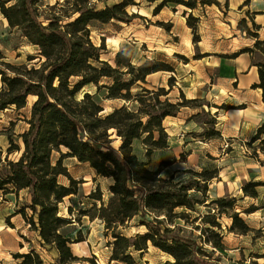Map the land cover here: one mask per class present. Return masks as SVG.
<instances>
[{
	"label": "trees",
	"instance_id": "1",
	"mask_svg": "<svg viewBox=\"0 0 264 264\" xmlns=\"http://www.w3.org/2000/svg\"><path fill=\"white\" fill-rule=\"evenodd\" d=\"M42 1L0 0V11L9 26L37 45L41 56L39 66H29L5 61V55L0 51V75L4 84L0 89V111L12 105L21 109L27 105L29 95L36 96L31 116L27 119L29 126L19 134L22 145L16 142L9 129L4 130L10 145L4 159L0 151V192L4 196L14 194L19 198L22 190L28 191L30 202L17 213H21L38 232L42 245H49L57 251V256L48 263L34 248L17 253L15 257L21 259V264H74L82 260L73 252L72 238L66 230L74 222L73 218L60 215V203L65 197L77 194V185L81 182L69 174L64 164L66 157H73L89 163L98 175L113 178L108 200L105 201L100 192L93 197L99 199L101 205L94 203L83 212L92 220L99 218L104 223L106 236L112 238L108 242L112 249L111 261L138 264V259L151 243L172 256L173 259L165 264H217L214 260L219 258L214 257V253L178 232L180 226L176 229L165 224L166 221L173 223L177 218L187 219L183 211H176L178 208L195 211L198 204H205L209 198V183L217 170L199 172L190 169L188 172L192 175L184 180H175L174 175L163 177L161 169H153L150 161L139 158L134 143L142 140L150 158L155 149L169 146V134L164 125L167 116H177L183 107L193 102H198L197 107L201 110L192 118L208 114L205 105L224 109L236 107L229 104L218 106L204 98L189 99L182 90L181 100L172 101L169 94L174 85L173 76L168 81L169 89L165 86L150 88L145 84L149 75L173 71V67L163 61L134 64L132 50L127 48L117 52L115 65L102 59L104 45L98 47L93 43L90 23L94 20L104 23L113 19L131 20L135 14H130L127 8L135 4V0H122L100 9L92 7L90 0L57 1L47 5L49 9H58L50 14L42 11ZM147 1H159L155 14L166 6L173 10L179 5L194 10L200 3L222 6L220 0ZM224 7H228V0H225ZM247 15L252 26L243 17L238 28L247 36L256 38L255 45L243 48L233 56L242 52L260 55L259 60H255L260 81L253 87L262 89L264 101V40L259 39L257 30L260 26L254 16L250 12ZM198 22L199 18L190 13L187 23L193 28L195 41L200 40ZM103 79H108L109 83L101 84ZM137 83H140L141 90L133 92L132 87ZM91 85L97 86V93L106 88L108 98L122 99L126 103L106 112L96 93L85 90ZM205 123L211 125L204 133L206 138L222 137L216 128L217 115ZM263 134L264 123L248 143L260 139L264 152ZM115 138L120 139L117 147L112 144ZM63 148L67 151L63 152ZM16 152L20 153L19 156L10 158ZM55 152L60 155L55 157ZM60 176H67L70 183H61ZM260 185L264 182L246 181L243 191L256 198ZM211 203L219 205L217 212L200 215L204 224L209 225L201 228L200 236L204 242L215 248H227L224 236L216 230L221 228L217 218L223 213L233 220L229 230L247 234L254 229L235 210V198H217ZM28 207L32 210L31 216L26 212ZM135 219V225L145 226L147 230L129 236L122 230L132 225Z\"/></svg>",
	"mask_w": 264,
	"mask_h": 264
},
{
	"label": "rangeland",
	"instance_id": "2",
	"mask_svg": "<svg viewBox=\"0 0 264 264\" xmlns=\"http://www.w3.org/2000/svg\"><path fill=\"white\" fill-rule=\"evenodd\" d=\"M57 1L65 0H43L42 11L48 14L57 11L58 9L47 7L48 4L52 5ZM90 1L92 7L100 9L122 0ZM220 1L223 4L224 0ZM158 2L135 0V4L127 8L130 14H135L128 21L113 19L107 23L98 20L90 23V37L93 43L98 47L104 45L102 59L115 65L117 52L127 48L132 50L134 64L163 61L173 67V71H159L149 75L148 83L145 84L150 88L165 86L169 89L168 81L173 76L174 85L169 94L172 101L181 100L182 90L189 99L204 98L218 106L231 104L228 102H233L230 98L232 95L224 85L228 83L227 78L231 75L230 60L223 58L222 54L231 53L235 47L229 46L220 33H214L208 28L209 15L211 16L210 12H206L208 4L203 5L199 2L194 10L184 5L177 6L176 10L166 6L155 14L154 9ZM224 8L221 7V10ZM190 13L199 18L197 33L200 36L199 41H195L193 28L187 23ZM221 16L223 21L227 22L229 16L222 14ZM218 25L220 29L226 27L224 24L220 25L219 21ZM0 51L5 55L4 60L13 64L26 63L29 66L41 64L39 47L30 43L19 30L11 28L1 11ZM30 57L35 59L30 60ZM103 83H109L108 79H103L101 84ZM3 87L0 75V89ZM85 90L96 93L97 100L104 105L106 112L126 103L122 99L108 98L106 88L97 93V86L91 85ZM139 90L140 83L132 87L133 92ZM35 99L29 95L25 107L17 109L12 105L0 111V151L3 159L10 145L4 130L9 129L8 132L13 134L16 142L22 145L19 134L29 126L27 119L31 116V107ZM197 104L198 102H193L183 107L172 121H164L169 134L167 148L155 149L148 158L146 145L142 140H136L134 143L139 158L150 161L151 168L161 169L163 177L174 175L175 180H184L192 175L188 172L190 169L199 172L217 170L216 176L209 183V198L205 204H198L195 211L178 208L176 211H183L187 219L177 218L173 223L166 221L165 224L176 229L180 226L178 232L182 236L191 238L200 247L219 258L214 260L217 264H264V186L258 187L259 196L256 198L245 195L243 191L246 181H253L254 178L264 180V172L261 171V165H264V152L260 147V140L249 144L250 140L244 141L243 136L232 138L223 134L220 138H206L204 133L211 125L205 121H210L214 115L224 114L226 109L205 105L208 114H199L192 118V115L201 110ZM155 135L157 136V133ZM112 144L117 147L120 139L115 138ZM66 151L63 148V152ZM19 154L13 153L10 158H17ZM59 155V152H55V157ZM64 164L74 179L81 180L77 185L78 193L65 197L60 203V215L72 217L74 221L66 227L72 238L73 252L82 259L74 264H126L122 261H111L112 249L108 242L112 238L106 236L105 225L101 219L92 220L88 214L83 213L94 203L101 205V201L93 197L98 193L101 192L104 200H108L113 178L98 175L89 163L79 161L77 158L66 157ZM59 180L64 184L70 183L67 176H60ZM223 197L236 199L235 210L254 229L247 234L229 230L233 220L227 213H223L217 218L221 228L216 230L224 236L227 248L219 249L201 238V228L209 225L204 224L200 215L217 212L219 205L212 204L211 201ZM29 202L27 190H22L19 198L14 194L4 196L0 192V232L7 236L5 242L0 239V258H3L6 264L8 261L9 264H19L15 254L28 252L32 248L36 249L47 263L57 256L55 249L49 245H42L40 235L23 215L15 213ZM26 212L29 216L32 215L29 207L26 208ZM196 217L198 218L195 219ZM137 219L122 231L129 236L145 232L147 230L145 226L135 225ZM172 259L171 255L150 243L144 255L138 259V264H165L167 260Z\"/></svg>",
	"mask_w": 264,
	"mask_h": 264
},
{
	"label": "crops",
	"instance_id": "3",
	"mask_svg": "<svg viewBox=\"0 0 264 264\" xmlns=\"http://www.w3.org/2000/svg\"><path fill=\"white\" fill-rule=\"evenodd\" d=\"M246 1L228 0V7L224 8V10H221V7H224L225 0L221 7L215 4L206 5V12L211 13L207 24L208 28L214 33H220L222 38H224L223 40L227 41L229 46L235 47L231 53L222 54V57L230 60L231 75L227 78L228 83L224 85L232 95L230 98L233 102H228L231 103L229 105L235 106L236 108L226 109L224 114H217L216 128L226 137L235 138L237 136H243L244 141L251 140L257 133L258 128L264 123L262 89L253 87L254 84L260 81L258 65L255 64V60H259L260 55L256 56L250 52H242L236 57L233 56V54L241 49L247 47L253 48L255 45L256 38L247 36L245 31L238 28V22L243 17H246L248 24L252 26L251 20L247 15L248 12L254 16L255 22L260 26L257 30L259 39L264 40V0H249L248 4H245ZM221 14L227 17L229 16L227 22L223 21ZM218 21L220 25L224 24L226 27L220 29ZM167 117L176 118L177 116ZM262 138L264 139V134ZM263 169L264 165H261V171L264 172ZM253 181L264 182V180H256L255 178ZM15 213L21 214L17 213V211ZM5 237L7 236L0 232V239L3 242L6 240ZM16 260H19L18 263L21 264L20 258H16ZM9 263L10 261H8ZM0 264H6L3 258H0Z\"/></svg>",
	"mask_w": 264,
	"mask_h": 264
},
{
	"label": "bare ground",
	"instance_id": "4",
	"mask_svg": "<svg viewBox=\"0 0 264 264\" xmlns=\"http://www.w3.org/2000/svg\"><path fill=\"white\" fill-rule=\"evenodd\" d=\"M32 96H34V97L36 98L35 95H32ZM172 119H173V118H171V117H166V118H165V121H166V120H167V121H172ZM92 169H93V168H92Z\"/></svg>",
	"mask_w": 264,
	"mask_h": 264
}]
</instances>
